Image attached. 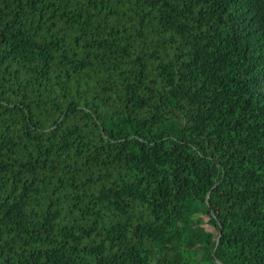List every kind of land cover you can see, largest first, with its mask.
I'll return each mask as SVG.
<instances>
[{"label": "trees", "instance_id": "1", "mask_svg": "<svg viewBox=\"0 0 264 264\" xmlns=\"http://www.w3.org/2000/svg\"><path fill=\"white\" fill-rule=\"evenodd\" d=\"M0 264H264V0H0Z\"/></svg>", "mask_w": 264, "mask_h": 264}, {"label": "rangeland", "instance_id": "2", "mask_svg": "<svg viewBox=\"0 0 264 264\" xmlns=\"http://www.w3.org/2000/svg\"><path fill=\"white\" fill-rule=\"evenodd\" d=\"M203 226L207 231H210V232L215 231L214 228L212 227V225L209 223L208 218H205V223Z\"/></svg>", "mask_w": 264, "mask_h": 264}]
</instances>
